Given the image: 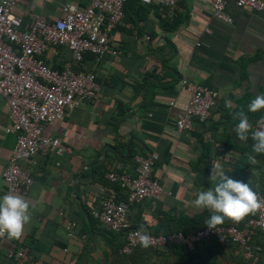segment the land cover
<instances>
[{"label":"crops","instance_id":"1","mask_svg":"<svg viewBox=\"0 0 264 264\" xmlns=\"http://www.w3.org/2000/svg\"><path fill=\"white\" fill-rule=\"evenodd\" d=\"M66 2L86 4L85 0H25L15 13L23 18L22 29L29 30L35 15L54 21ZM126 3L125 16L113 33L117 53L107 52L99 60L86 53L82 61H74L71 50L61 46L56 54L51 49L44 54L54 68L73 63L94 71L101 90L46 126V135L59 137L72 151L36 155L30 167L34 182L19 191L30 202L32 219L23 239H17L18 247L12 248L13 239L0 238V264H15L9 252L19 247L29 250L40 264H106L113 245L123 237L94 216L93 221L91 207L99 209L108 195L127 199V189L107 174L117 170L134 174L136 154L154 158L153 172L166 186L160 198L135 203L128 213L133 226L152 233L210 213L195 208L192 201L197 192L212 186L213 164H221L226 176L250 187L264 180V166L261 175L259 170H248L252 168L246 155L249 147L237 138L238 120L233 119L243 109L255 130L264 116V109L248 112V104L264 95V11L228 0L226 10L233 17L228 23L213 16L209 0H183L175 7ZM183 79L218 91V104L207 121L196 120L193 129L178 132L177 120L189 102ZM226 99L232 101L231 109L225 107ZM9 125L10 108L0 97V197L7 190L3 170L17 142V135L7 132ZM205 131L219 138V144L206 139ZM222 155L229 160H221ZM72 221L76 227L70 237ZM78 231L81 237L75 239ZM251 235L253 256L228 239L220 246L212 243L210 249L203 244L191 249L183 245L186 248L177 249L181 253L157 256L150 264H264V231L253 229ZM191 253L195 256L188 260Z\"/></svg>","mask_w":264,"mask_h":264},{"label":"built area","instance_id":"2","mask_svg":"<svg viewBox=\"0 0 264 264\" xmlns=\"http://www.w3.org/2000/svg\"><path fill=\"white\" fill-rule=\"evenodd\" d=\"M77 6L66 2L61 7V15L54 21L45 20L41 15L34 17L31 29H22L23 18L15 9L25 0L0 1V97L5 98L10 108V125L7 132L17 135V142L3 177L8 192L19 193L29 188L33 182L31 165L38 153H53L62 156L71 152V147L62 139L45 134L48 124L64 117L68 110L75 109L85 101L98 96L101 85L94 71L78 69L73 63L64 68L52 67L44 58L46 51L53 53L65 46L72 52L74 61H82L86 53H92L99 60L105 53H117L113 48L114 31L125 16L128 0H85ZM143 3H158L175 7L183 0H141ZM238 7H248L264 11V0H233ZM214 17L232 23L233 17L227 12L228 0H209ZM182 88L189 93L185 113L177 120V131L194 128L196 120L207 121L218 104V91L206 85L183 79ZM206 139L212 140L209 131ZM221 160H229L220 156ZM135 173L125 170L110 171L107 178L120 183L128 191L126 200H117L114 195L103 199L99 209L92 215L115 232L123 233L121 252L130 254L140 245L137 231L128 219L130 207L144 199L160 198L166 186L153 172L154 158L136 154L133 158ZM26 162V166L23 163ZM264 202V193L255 191ZM76 222L69 223L68 234L74 236ZM253 229L264 231V208L242 226L235 224L218 225L214 230L207 226L196 232H172L151 235V246L168 250L170 246L200 242L213 236H226L239 243L252 255L248 241ZM3 238V237H2ZM9 256L23 264H40L23 247L10 251Z\"/></svg>","mask_w":264,"mask_h":264},{"label":"clouds","instance_id":"3","mask_svg":"<svg viewBox=\"0 0 264 264\" xmlns=\"http://www.w3.org/2000/svg\"><path fill=\"white\" fill-rule=\"evenodd\" d=\"M225 107L231 109L232 101L226 99ZM262 109H264V95L258 94L248 104V112L257 113ZM233 119L238 120L234 128L237 138L242 142H247L251 138L254 142L252 153L255 155L250 154L248 161L251 165L257 164L256 155L264 154V116L257 122L255 130L243 109L235 112ZM225 172L221 164H213L209 176L212 186L197 192L196 198L192 201L195 208L210 211L211 215L205 221L210 230H214L226 218L239 222L249 214H255L264 208V202L248 183L231 179L225 175ZM30 209V202L19 193L8 192L0 197V238L7 236L9 239H20L24 234L25 226L31 222ZM136 236L144 248L153 243L151 235L143 226L137 231Z\"/></svg>","mask_w":264,"mask_h":264},{"label":"trees","instance_id":"4","mask_svg":"<svg viewBox=\"0 0 264 264\" xmlns=\"http://www.w3.org/2000/svg\"><path fill=\"white\" fill-rule=\"evenodd\" d=\"M135 2H142V1L141 0H135ZM126 5H127V3H126ZM126 5H125V8H126ZM85 55H84V57H85ZM75 67L78 68L77 65ZM78 69H82V68H78ZM65 115H64V117H65ZM212 137H213V139L211 140L212 144H216V145L219 144V142H220L219 138H215L214 136H212ZM240 143H243V144L247 143L248 144L249 152L246 154L247 156H249L250 154L255 155L254 153H252V145H253L254 142L251 140V138L248 139L247 142H242L241 141ZM240 143H238V144H240ZM113 148L115 150H118L119 146H114ZM240 155H242V154L240 153ZM244 155L245 154L243 153V156ZM256 159H257L258 163L255 164V165H252V168L248 169V170H250L252 173H253V170L254 171L259 170V171H257V174L261 175L260 171H262V168H260V166H264V164H263L264 163V154L256 155ZM241 165H243V163L239 164V166H241ZM245 170H246L245 168H240V171H245ZM119 186H120V184H119ZM251 188L254 191H261L262 193H264V180L263 181H258V183L254 182L253 185L251 186ZM91 208L96 209L95 207H91ZM210 215L211 214L208 211H204V212L192 217L188 221L184 220L183 222L179 223L178 227H173L172 226V227L167 228V227L163 226V228H162V226H161V228H159V230L157 229L158 231L153 232V233L154 234H160V233L169 234V233L177 232V231H182V232H186V233L191 232V231L192 232H196V231H198V230H200V229H202V228L207 226L205 224V221L210 217ZM256 215H257V212L255 214H249L248 216H246L243 220H241L239 222H235V221H233L231 219H227L226 218L225 221L222 224H225V225L235 224V225H238V226H242L246 221H248L250 218H252V217H254ZM90 216H91V219L94 221V218H93V215H92L91 212H90ZM222 224H220V225H222ZM163 229L165 231H163ZM111 231H113V230H111ZM113 232H115V231H113ZM118 233H120L121 236L123 237V233L122 232H118ZM251 236L252 235H250L248 237V241L249 242H251ZM79 237H81V235L79 234V231H78V233H76L75 239L79 238ZM20 239H23V237H21ZM228 239H230V238H227L226 236H213L211 238L204 239V240H202L200 242H195L193 244H187L185 246L187 248L191 249V247H193V246L194 247H198L199 245L203 244L206 249H210L212 243L213 244L215 243L214 245L220 246L223 243L227 242ZM16 240L17 239H13V243H12L13 247L12 248H16V247L19 246V242H18V240L17 241ZM122 243H123V241L120 240V241H117L116 245H113L115 247L111 251L112 253L110 254L109 261L106 264H150V263L153 262V258H155V257L157 258V256L165 255V254H168L169 252H172V251L181 253L182 250H177V249H179L181 247H182V249L186 248L183 245H180V246L179 245H177V246L173 245V246H170V248L168 250L163 251V250H160V249L155 248L153 246H149L147 248H144L141 245H139L138 247H136L133 250L132 253L124 254V253L121 252ZM251 247H252V249H251L252 253L255 254V247L253 245ZM25 250H26L27 253L30 254L29 250H27V249H25ZM245 252H246V250H245ZM253 254H252V256H253ZM190 255L191 256H189L188 260H190V258H194V256H195V255H192V253ZM249 257H251V256H249ZM13 262L15 264H23V263L18 262V261H13ZM194 263L195 262L193 261V263H189V264H194ZM182 264H186V263L182 262ZM195 264H202V263H195Z\"/></svg>","mask_w":264,"mask_h":264}]
</instances>
